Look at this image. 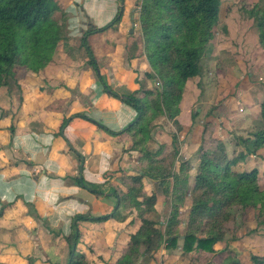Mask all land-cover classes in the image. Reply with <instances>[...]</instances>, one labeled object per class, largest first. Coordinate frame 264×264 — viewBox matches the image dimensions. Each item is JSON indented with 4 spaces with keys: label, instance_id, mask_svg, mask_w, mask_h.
<instances>
[{
    "label": "trees",
    "instance_id": "obj_1",
    "mask_svg": "<svg viewBox=\"0 0 264 264\" xmlns=\"http://www.w3.org/2000/svg\"><path fill=\"white\" fill-rule=\"evenodd\" d=\"M261 1L248 3L240 0L237 6L239 12L251 20L264 56V5ZM61 6L60 0H0V89L8 88L9 80L17 69L28 73L27 77H36L56 64L58 53L64 50L68 21ZM57 12L60 18L56 19ZM222 13V0H140L137 22L148 69L143 73L134 72L137 74L134 78L137 88L122 97L106 86L87 45L91 35L118 24L122 10L109 26L87 28L82 34L80 46L86 47L90 57L87 64L103 84L104 93L129 105L135 112L134 121L121 133L89 121L110 136L126 137L128 144L123 153L137 155L139 170L134 175L121 174L117 178L113 190L116 208L112 213L74 218L70 226L72 232L62 237L69 247V264H92L86 254L94 252L84 241L79 224L107 222L120 208L130 209L135 214L130 225L138 224V228L129 235L120 251L112 253L109 261L97 259L99 264H144L143 260L153 263L155 254L162 247L166 253L180 249V258L186 259L188 264H200L201 257L213 254L214 246L225 242L230 228L235 227L233 207H241L243 220L248 211H254L257 227H264V100L260 104L263 123L259 128L248 133L247 137L230 133L236 146L242 147L234 149L232 157L223 141L214 135L215 124L210 120L203 125L197 149L199 165L192 187L188 183L190 168L177 147L176 135L171 136L172 150L165 143H160L156 149L149 148L157 119L166 118L176 126L178 133L182 131L183 126L177 118L185 85L189 80L201 77L202 62L209 57L207 52L216 36L215 26L221 22ZM151 81L159 87L147 89L144 82ZM41 90L43 87L38 89ZM0 114V120L8 117L3 112ZM74 117L88 119L84 114ZM194 117H191L192 125ZM9 119L11 123L6 128L11 138L15 128L14 115ZM69 119L64 118L54 133L65 143L67 141L61 131ZM67 146L70 150L69 144ZM249 157L261 158L262 166L238 171L236 166L244 165ZM146 179L153 182L154 192L151 194L145 191ZM74 180L77 186L92 194L103 193L104 184L87 183L80 175ZM159 196L169 198L171 205L163 228L146 217L156 213ZM18 200L21 199L3 205L0 218L3 211L13 208ZM22 204L25 205L24 202ZM186 204L189 209L183 221L180 208ZM27 213L31 212L28 210ZM179 241L182 242L181 247ZM231 241L237 239L232 238ZM164 264H170L169 259H165ZM231 264L242 263L235 260ZM250 264H264V256L251 255Z\"/></svg>",
    "mask_w": 264,
    "mask_h": 264
},
{
    "label": "crops",
    "instance_id": "obj_2",
    "mask_svg": "<svg viewBox=\"0 0 264 264\" xmlns=\"http://www.w3.org/2000/svg\"><path fill=\"white\" fill-rule=\"evenodd\" d=\"M60 1L61 4L64 3L61 8L70 21L67 27L70 26V32L74 34L66 37L71 42H77L82 37L85 24L92 29H102L109 26L122 10L119 23L102 32L106 37L99 41L95 59L106 86L112 92L121 97L127 94L125 91L132 93L137 88L134 84L136 73H143L148 69L145 56H141V38L134 27L140 0ZM99 2L103 8L99 9V15L95 11L97 15L94 17L87 6H97ZM248 28L242 29L240 40L237 37L233 39L234 43L228 42L229 37L220 39L215 36L209 49L210 62L214 63L223 55L224 58L219 59L226 71V60L232 59L245 73V63L236 58L234 47L237 44L240 53L246 47L250 49L248 44H244ZM71 58L62 50L56 57L55 65L64 66L65 61L74 62ZM248 62L249 67L253 64L255 70L261 64L255 62V57L249 58ZM67 69V73H63L65 69L61 70L63 74L59 80L48 83L53 86V96L45 98V101L50 98V101L56 102L60 112L49 109L37 113V110H32L31 105L25 107L23 102L19 113L14 115L15 128L11 138L6 128L11 121L7 125L3 122L9 117L0 120L3 132L0 139V210L3 205L21 199L13 208L4 210L0 218V264H69V247L62 237H67L72 232L70 226L74 218L80 215L99 217L112 213L116 208V199L110 190H106L109 183L114 190L121 174L134 175L139 170V167L133 170L129 168L131 160L137 162V155L123 153L128 144L127 138L110 136L91 122L99 123L114 133H121L134 121L133 109L120 100L107 96L103 84L89 67ZM146 84L149 88V82ZM243 90L244 88L242 95L247 91ZM258 92L255 90V93ZM40 96L42 97L39 95V98ZM248 98L250 101L240 98L247 107L261 101ZM184 103L185 101L180 103V114ZM78 114H84L88 119L74 117ZM253 114L239 128L233 127L227 121L230 117L225 120L228 115H224V118L218 120L222 130L216 128L214 135L223 142L227 133L247 137L248 133L257 129L255 123L258 117ZM64 118H70L61 131L67 143L60 136L54 135ZM244 129L248 132H243ZM188 156L189 153L183 157L188 160ZM79 175L87 183L104 184L103 193L95 195L77 186L74 179ZM30 209L33 210L30 214L34 216L27 213ZM134 217L135 214L130 209L120 208L107 222H81L79 228L83 239L91 245L94 252L86 254L88 261L92 264H99L97 259L109 261L114 251H120L129 235L138 228V224L130 225ZM173 262L174 260L170 264Z\"/></svg>",
    "mask_w": 264,
    "mask_h": 264
},
{
    "label": "rangeland",
    "instance_id": "obj_3",
    "mask_svg": "<svg viewBox=\"0 0 264 264\" xmlns=\"http://www.w3.org/2000/svg\"><path fill=\"white\" fill-rule=\"evenodd\" d=\"M239 1L240 0H222L223 13L221 16V22L217 26H215V33L216 36H218L220 39H222L223 37L228 39L229 37L228 42L234 43L233 41L235 40L233 39H236L238 37L240 40L242 29L244 27H249L244 35V44H248L250 46V49H246L247 47L242 44L246 48L244 49V51H242V53H240L237 48V44L234 47L236 58L244 61L245 63V73L241 70L240 66L237 65L238 63H235V61H233L232 59L226 60L228 70L226 71L221 61L222 58H224L223 55L222 57H219L221 60L217 58L214 63L212 61L210 62L211 51H208L207 53L209 57L202 62L203 70L201 77L199 79L198 77H196L195 80H189L190 82L188 84L186 83L187 89L183 91L182 101H185V103L182 106V114H179L177 118L178 122L183 126L182 131L178 133L176 126L166 118H159L154 122V128L152 131L153 140L150 142L149 148L156 149L160 143H165L168 149L172 150L171 136L173 134L176 135L177 147L180 150V154L182 156H185L189 153L188 160L186 159L187 161L184 162L188 163V167L190 168L188 180L190 187L193 186L194 178L196 175V168L199 165L197 149L200 143L202 127L204 124H206L207 121L211 120V122L215 124L217 130H220L218 120L224 118V115H228V117L225 116V120L230 117V119L227 121H229L232 126L234 125L236 128H239V126H242L243 123H246L248 121V116L252 117L251 114L255 113L258 117L257 122L256 120H254V122H256L255 128H259L263 123L260 104L264 100V56L262 55L258 46L257 34L255 29L252 28L250 22L251 20H249L245 15L241 14L238 10L239 7L237 6V4ZM245 1L248 3H253L261 0ZM138 2V9L136 10L137 16L140 7V1ZM261 4L264 5V0L261 1ZM62 6H64V3H62ZM87 8H90V14L95 17L97 15L95 11H98L99 15V9H102L103 6L102 3L99 2L97 6L91 5L90 7L87 6ZM55 18H60L59 12L55 14ZM67 24L70 25L69 20L67 21ZM136 24L134 27H136L138 35L141 38L140 41L143 45L140 26L138 22ZM70 28V26L66 27L65 37L71 36V34L74 35L72 32H70ZM87 28L89 27L87 26V24H85V27L82 30L86 31ZM103 37H106V35H104L103 33H99L96 35L93 34L87 41V45L89 46L91 54L94 58L95 53L97 52L96 47ZM78 41H80V39H77V42H71L68 39H65V41L63 42L64 50H66V53L70 57H72L71 59L72 61H74H65L63 64L65 67L58 64L57 66H50L47 68V73L44 72L43 75L41 74L36 77L32 75L27 77L29 75L28 73H25L22 69H17L15 71L14 77L9 80L8 88L0 89V113H8V117L10 115H16L17 112L19 113V111L21 110H19V108L23 102L25 107L27 105H31L32 110H37V113L48 111L49 109L60 112V108L56 107V102L54 103L53 101H50V98L46 100L49 102L45 101L46 97L53 96V86H49L48 83H50V81L59 80L60 76H62L63 73H67V68L79 67L85 69V67H89L90 69H92L87 64L88 60L90 59L87 53V49L84 46L81 47ZM66 47H68L70 50L68 51ZM140 51L141 56H144L143 46L142 50ZM119 54L120 53H117V55ZM121 55L124 56L123 53ZM252 57H255V62L261 63H259L260 66H258L259 69L257 70H255V68L252 66L253 64L251 65V67H249L248 65V60ZM243 58H245V60H243ZM123 63L124 60H122V64ZM63 69H65V72L61 71ZM227 72H229V75ZM68 73H70L69 70ZM71 75L74 76V74ZM242 78L244 79L243 82H245V85H242L244 84L241 81ZM144 84L147 88V84L145 82ZM40 87H43V90L38 91ZM157 87H159V84H157L155 81L149 82L150 89H156ZM243 88L244 90L248 91H246L244 95H242ZM255 90L259 92L255 93ZM124 93L128 94L129 92L125 91ZM39 95H42V97L40 96L41 98H39ZM241 97H243V99L247 101H250V98L248 97L261 101L259 103L256 102V105L254 102L252 106L247 107V104H245L243 100L241 101ZM41 106L46 107L41 108ZM22 109L24 110L23 107ZM27 109L28 108H26V110ZM193 115L195 116L193 121L194 125H192L191 121V117ZM212 115L213 119H210ZM22 120H24L23 117ZM9 121L11 120L8 118L7 121L5 120L3 122L5 123V125H7ZM10 123L11 122H9V124ZM1 126L2 125L0 124V128H2ZM243 132L248 131L244 129ZM1 133L3 132L0 129V139ZM224 142L223 143L226 146L227 152L231 157L233 156L234 149L242 148L241 145L236 146V141H233V136H231L230 133L226 134V140ZM262 153L264 154V151H262ZM130 163L131 164H127L130 165L129 168L132 170L139 167V164L136 161L134 162V159L131 160ZM261 166V158L251 157L247 160L244 166L238 165L236 166V168L238 169V171H250L254 168L259 169ZM176 167H179L178 163ZM110 181L111 178H109V182ZM110 185L111 184L109 183V186ZM108 187L106 188V190H110L113 193L112 187L110 186V189ZM153 187V182L149 179H146L145 191L148 194H151L154 192ZM188 209V204L180 208L183 221H185L187 217ZM170 210L171 205L169 203V198L159 196L158 204L156 205V213L147 215L146 217L147 219L154 221L163 228L165 225V221L170 214ZM29 211L33 212L32 209H30ZM232 212L236 215L235 227L230 228L229 233L225 237V242L218 243L214 246L215 252L213 254H205L201 257L200 264H231L235 260H238L242 264H250L251 255L264 256V227H257L254 217L255 212L248 211L244 220L241 216V207H233ZM232 238H236L237 241H231ZM178 245L179 247H181L182 242L179 241ZM165 259H169L170 262L174 260L173 264H188V261L186 259L180 258V249L171 251L170 253H166L163 247L158 253L155 254V261H153V263L146 262V260L143 261L144 264H164Z\"/></svg>",
    "mask_w": 264,
    "mask_h": 264
}]
</instances>
